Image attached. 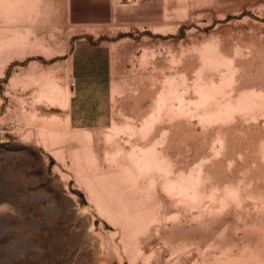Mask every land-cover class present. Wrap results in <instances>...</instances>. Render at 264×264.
Here are the masks:
<instances>
[{
	"label": "rangeland",
	"instance_id": "rangeland-1",
	"mask_svg": "<svg viewBox=\"0 0 264 264\" xmlns=\"http://www.w3.org/2000/svg\"><path fill=\"white\" fill-rule=\"evenodd\" d=\"M0 264H264V0H0Z\"/></svg>",
	"mask_w": 264,
	"mask_h": 264
}]
</instances>
